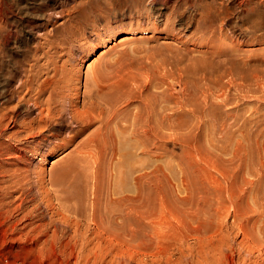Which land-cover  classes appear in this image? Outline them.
Returning <instances> with one entry per match:
<instances>
[{
	"label": "rangeland",
	"instance_id": "374dc122",
	"mask_svg": "<svg viewBox=\"0 0 264 264\" xmlns=\"http://www.w3.org/2000/svg\"><path fill=\"white\" fill-rule=\"evenodd\" d=\"M55 1L0 0V9L8 16L7 29L16 33L0 46L2 60L9 64L12 58L43 55L36 50L37 34L47 32L56 43L44 48L41 61L49 58L72 71L69 87H77L80 99L92 76L126 73L137 79V85L148 83V91L162 99L160 115L178 113L180 131L173 135L165 131L170 133L165 140L152 138L143 149L128 139L113 143L118 154L102 157L97 196L92 194L91 165L76 159L72 150L95 125L56 152L36 138L42 143L37 145L38 155L26 151L17 159L2 154L0 258L6 261L0 264H234L233 253L245 239L241 225L234 220L232 207L211 215L230 199L246 208L254 195L264 196V0L242 5L239 0H216L211 32L194 33L193 23L175 26L172 34L125 32V26L97 39L105 29L100 21L72 44L52 35L53 21L62 19L45 20ZM44 6L45 16L36 18ZM193 13L188 7L185 18ZM37 23L44 27L38 32ZM123 37L129 38L117 42ZM133 98L135 105L138 97ZM124 103L119 101L114 108ZM66 130L59 131L60 139L67 137ZM139 162L146 163L147 175L139 176L144 170L131 174V180L142 182L138 188L142 194L137 212L127 215L126 205L106 202L117 197L114 188H124L122 171L133 163L135 169ZM158 174L163 175L161 187ZM18 178V184L11 183ZM131 180L126 186L130 190ZM259 256L256 252L252 259Z\"/></svg>",
	"mask_w": 264,
	"mask_h": 264
},
{
	"label": "bare ground",
	"instance_id": "6f19581e",
	"mask_svg": "<svg viewBox=\"0 0 264 264\" xmlns=\"http://www.w3.org/2000/svg\"><path fill=\"white\" fill-rule=\"evenodd\" d=\"M239 3L242 5L248 2L247 0H239ZM215 4L216 0H56L50 11L46 12L47 14L44 11L45 6L41 8L38 13H35V15L34 13L32 14L38 19H42L46 14L45 20H47V22L51 21L53 18L62 19L58 21L55 19L53 21L54 26L52 35L57 36V41L59 42H70L72 44V41L78 40L84 32L86 33L89 29L93 30L100 21L105 25V29L102 35L96 34L97 39H102L104 35L109 36L113 29H122V27L125 26V28H127L125 32L150 30L153 32H170L172 34L175 26H184V24L190 26V24L193 23L194 33H196L197 30L211 32V18L214 13ZM188 7H192L195 13L185 18ZM164 8L168 11H163ZM190 13L191 12H189V14ZM6 14L7 12L2 11L1 8L0 46L6 43V41H11V39L16 37L14 31L7 29L8 23L6 20L8 16H6ZM247 16H249V14ZM42 26V23H37V32L41 30V28H44ZM37 35L39 39L36 43V50L41 51L40 54H43L41 56L32 55L30 59L12 58L9 64H6V60L3 61L1 58L0 50V166L2 165L1 161L4 160L1 158L2 154H6V158L22 159L24 153L27 151L34 156L40 151L37 145L44 142L51 149V153L54 151L56 152V150L71 143L76 137L84 133V131H87L90 126L95 125L85 137L80 139L76 147L72 150L76 155V159L89 163L88 166L91 165V175L89 176L94 186L92 194H96L100 192L96 189L97 185H100L98 184V175L100 174L99 170L102 171L103 168L101 165L102 157L104 154L107 155V152L113 154L117 153V149L115 150L116 147H113V143L128 139L129 141H134V144L140 145L141 148L152 138H163L166 134L170 135L171 133L173 135L178 132L180 124L178 113L173 114L167 111L169 114L171 113L173 115H160L159 109H161L162 106V104H160L163 102L162 99H158V97L148 91V83L137 85V79L126 73L117 71L109 75L99 73L92 76V81H85V89L82 90V99H80L79 90H76L77 87L73 89H71L72 86L71 88L69 87L72 80V71L70 72L67 69L59 67L56 62L49 58H45L41 61V58L44 57L47 52L44 48L53 47L56 43V39L51 40L47 32H38ZM27 38L28 37L24 40H27ZM125 38L129 37L120 38L117 42L123 41ZM77 42H80V40ZM211 42H214V40ZM3 62L5 63V69H2ZM104 69L106 68L104 67ZM128 84L129 86H127ZM70 89L72 90L71 92L69 91ZM135 96L139 99L137 98V104L134 105L135 99L133 97ZM119 101L125 103L123 105L120 104V106L115 109L116 103ZM178 107H176V109ZM62 129H67L65 131V136L67 135V137L63 138L64 136H62L60 139L58 136L59 131ZM165 131L170 133H166ZM1 138H5L4 140H6V142L2 141ZM36 138L43 140L42 143L36 140ZM138 148L136 149L137 151ZM126 149H124V152ZM120 151L121 150H119V152ZM131 151L132 150H130V152ZM132 152L134 153V150ZM122 155L123 154H121L120 157H122ZM106 161L108 162V160ZM115 163L111 165L116 167ZM123 163L125 162H122V164ZM139 163L140 165L135 169L132 167L134 166L133 163L131 166L128 165L129 168L126 169L125 172H120L121 184L124 188L117 189L115 186L116 188H114L113 193L117 194V197L111 198L109 201L107 200L108 202L104 201L106 203H112V205L109 203L111 206H113V204L118 206L126 205L127 211L125 214L127 215H132L137 212L136 207L140 200L139 197L141 192H138V188H140L142 182L139 184L137 182L139 180L136 181L132 179V189L130 190V187H126L133 176L131 174L134 171L140 172L146 167V163ZM119 164L117 165L119 166ZM99 165L102 166L101 169H99ZM117 170H120V168ZM145 171L146 169L143 173L139 174V176L143 175V177H146L147 172ZM11 175H13V173H11ZM139 176L137 177L139 178ZM87 177L88 175H85V178ZM162 178L163 175L159 176L158 174L157 181L160 187L163 182ZM19 182L20 180L18 178L14 179L11 183L18 184ZM41 182L43 181L41 180ZM94 191L97 192L95 193ZM62 192H64V190ZM113 193L111 192V194ZM231 194L229 196H233V194ZM101 196L103 197V195ZM254 196L253 202H248L246 208L239 203L231 202L232 199H230L227 203L219 204L211 215V217L214 218L216 213L220 215L221 212L223 213V211H226L228 207H232L234 220L238 222V225H241L240 232L242 237H245L246 240L241 239L238 242L237 248L233 253V256L236 258L234 264H264V196H259L258 194ZM95 201L92 202L93 206ZM97 202H99V200L96 201V203ZM60 206L62 205L60 204ZM96 206L94 207L96 208ZM67 209L70 208L68 207ZM101 214H103L102 211ZM125 214L123 215L126 216ZM92 215L95 216L93 213ZM223 245H225V242H223ZM256 252L260 253L259 259H252Z\"/></svg>",
	"mask_w": 264,
	"mask_h": 264
},
{
	"label": "built area",
	"instance_id": "2783aa9c",
	"mask_svg": "<svg viewBox=\"0 0 264 264\" xmlns=\"http://www.w3.org/2000/svg\"><path fill=\"white\" fill-rule=\"evenodd\" d=\"M0 260L2 261V262H5L6 260L5 259H3V258H0Z\"/></svg>",
	"mask_w": 264,
	"mask_h": 264
}]
</instances>
